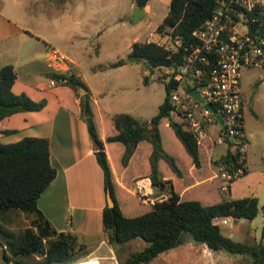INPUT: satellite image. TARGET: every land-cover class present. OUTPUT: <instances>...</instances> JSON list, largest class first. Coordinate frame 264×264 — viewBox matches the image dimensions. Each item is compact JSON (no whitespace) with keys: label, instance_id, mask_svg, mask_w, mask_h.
Returning <instances> with one entry per match:
<instances>
[{"label":"trees","instance_id":"trees-1","mask_svg":"<svg viewBox=\"0 0 264 264\" xmlns=\"http://www.w3.org/2000/svg\"><path fill=\"white\" fill-rule=\"evenodd\" d=\"M137 7L145 8L150 0H134ZM219 0H170V9L164 22L159 26V32L173 28V35H182L185 42L191 39L192 32L218 7ZM170 57L171 65L176 66L182 61V53L170 55L163 46L156 42L136 41L131 45L127 60H119L114 66L126 63H141L154 69L151 64L157 60ZM51 78L58 83L65 79L64 84L81 94L79 87L86 88L84 81L73 69L64 73L52 72ZM17 73L12 64L0 68V121L18 112L40 111L47 105V99L33 100L26 93H16L13 86ZM149 78L145 79L147 84ZM171 85L166 84L167 96L160 105L159 112L150 122H142L129 113L113 115V122L118 133L107 138L110 142H122L125 145L123 164H129L139 143L148 140L153 145L151 155L152 185L159 188H169V197L154 203L152 209L138 216H126L117 200L113 172L105 151L104 142L100 139L97 125L92 112L88 94L81 101L83 117L88 124L90 135L100 149L96 157L103 169L106 192H110L115 205H107L103 212V228L108 234L109 244L119 257V264H147L161 253L181 244L189 234L199 243L207 244L215 252L227 251L233 254L247 255L253 264H264V232L258 242L236 241L225 235L220 226L214 223L216 217L230 216L236 220L254 219L261 208L257 197L227 199L204 205L199 200H181L173 189L171 181L164 180L159 171L160 159H165L172 170L178 175L182 172L176 159L165 150L159 125L169 118V91ZM88 111V115L86 112ZM153 128L149 130L147 126ZM177 137L197 167L201 166L199 145L195 137L177 123L170 121ZM17 130H5L4 133H15ZM50 139L47 137L26 136L16 142L0 141V211L20 210L34 215L33 225L22 233L17 244L4 243L0 237L3 249L2 259L6 264H56L67 262L75 256L77 236L58 232L46 218L38 205L43 192L57 177L58 170L51 162ZM228 167L239 165L238 155L231 149L224 157ZM246 162V159H245ZM247 168H245V173ZM244 173V174H245ZM8 236L14 234L4 230ZM142 239L145 246L140 250L130 251L122 258V250L133 240ZM84 250L85 247L79 246ZM12 249L11 252L9 250ZM35 255L41 256L38 260Z\"/></svg>","mask_w":264,"mask_h":264},{"label":"rangeland","instance_id":"rangeland-1","mask_svg":"<svg viewBox=\"0 0 264 264\" xmlns=\"http://www.w3.org/2000/svg\"><path fill=\"white\" fill-rule=\"evenodd\" d=\"M149 6L143 17L136 20L137 6L134 0H0V11L12 22L2 18L3 23L10 27H15L13 23L25 26L34 35L31 41L41 40L40 43L48 47L49 51L59 50L71 58L73 61L69 64L76 67L85 85L93 88L95 98L112 115L129 113L142 121L156 116L160 105L165 101L166 83L161 78L168 77L169 68L149 69L144 62L126 63L122 66L114 64L128 59L131 45L135 41L160 40L158 28L169 13L170 0H150ZM17 39L18 35H15L11 41L15 42ZM4 44L0 40V51ZM19 44L16 43V46ZM147 77L149 81L146 84ZM241 80L246 101L245 129L249 139L245 159L249 168L247 174L232 183L231 193L227 194L228 198L233 199L257 197L260 206L264 207V67L243 69ZM170 121L165 118L161 124L166 142L169 141V133L174 135ZM5 140L7 139L3 142ZM115 145L122 147L123 144L115 142ZM226 149L225 143L216 148L217 151ZM173 150L179 157L181 151L177 147ZM231 151L235 152V149L232 148ZM185 155L190 159L186 152ZM122 159L118 148H114L112 162L116 168L124 167ZM180 159L178 164L187 171L189 167L186 158ZM122 194L135 206L130 212L132 216L143 214L145 209L138 206V200L133 195L126 191ZM33 220L34 215L20 210L0 211V227L14 234L8 236L0 229L2 241L5 244H17L25 229L33 225ZM220 228L225 235L236 241L258 242L262 240L264 232L263 209L254 219H231L227 225H220ZM145 244L142 239L131 241L122 250V258L130 251L142 249ZM79 246L85 249L82 250ZM11 251L12 249L9 250ZM74 255L78 257L67 262L77 261L83 256L98 257L102 264H119L118 254L109 242L88 245L77 239ZM36 256L38 255L30 258ZM0 264L6 263L0 259ZM147 264L213 262L204 252V245L188 234L181 244L161 253ZM214 264H253V260L247 255L218 251L215 252Z\"/></svg>","mask_w":264,"mask_h":264},{"label":"crops","instance_id":"crops-1","mask_svg":"<svg viewBox=\"0 0 264 264\" xmlns=\"http://www.w3.org/2000/svg\"><path fill=\"white\" fill-rule=\"evenodd\" d=\"M149 8L148 4L144 8L145 12ZM2 18L12 23L0 11V40L5 43L0 51V68L12 64L17 73L14 92L26 93L35 101L47 99V105L40 111L18 112L2 119L0 141L7 139L4 143H11L26 136L49 138L51 162L58 170V174L41 195L38 201L39 208L58 232L74 234L88 245H100L105 242L107 244L109 238L103 228V212L108 205L104 172L96 157L98 146L92 139L83 117L81 101L84 95L89 96L98 134L104 142L112 168L115 194L126 216L132 217L130 212L135 206L122 194L123 191L138 200V206L145 209L143 214L150 211L155 202L169 197V188L154 187L149 177L153 145L148 140L141 141L129 164L123 165L122 169L116 168L112 162V150L118 148L123 158L126 147L122 142L121 147L107 140L109 136L117 134L118 129L113 122V115L95 98L93 88L86 84L85 93L80 91L81 94L78 95L67 84L52 85L50 74L56 69L48 60L51 51L40 43L41 40L31 41L34 35L28 28L18 23H13L15 27H10L3 23ZM15 35H18L19 39L12 42L11 39ZM16 43H20L19 46H16ZM70 60L73 61L71 58ZM70 69L82 79L74 65L62 66V72ZM150 121L151 119L142 122ZM162 121L159 128L165 150L177 163L181 162L180 157L186 158L189 167L186 171L178 164L182 172L178 175L165 159H160L158 163L162 178L171 181L174 191L180 195L181 200H199L204 205H211L225 198L233 199L228 198L229 194L222 191V179L217 176L216 166L217 160L227 156L229 149H232L231 146H227L224 151H217L218 145L213 149L211 142H205L199 146L201 166L197 167L172 127L174 135L169 133V141L166 142L161 127ZM147 128L151 130L153 126L149 124ZM5 130L17 132L8 134L4 133ZM174 147L181 151L179 157L178 154H174ZM185 152L190 159L185 157ZM246 168L248 172L247 161ZM243 175L234 181L240 180ZM137 181L146 185L149 193L146 201H142L138 195ZM231 186L232 184L228 191L230 193ZM2 252L0 246V259ZM40 258L41 256H36V259Z\"/></svg>","mask_w":264,"mask_h":264},{"label":"built area","instance_id":"built-area-1","mask_svg":"<svg viewBox=\"0 0 264 264\" xmlns=\"http://www.w3.org/2000/svg\"><path fill=\"white\" fill-rule=\"evenodd\" d=\"M173 30L158 31L160 40L148 41L163 46L172 56L182 53V61L167 67L168 77L161 78L168 85L173 82L169 91V119L189 131L199 146L209 141L213 149L223 143L235 149L238 166L228 167L224 158L216 162L221 189L227 193L246 168L248 135L241 77L245 68L264 67V0H219L218 7L192 32L188 42L182 35H173ZM48 60L58 73H64L62 66L71 62L55 49ZM51 84L57 81L52 78ZM217 115H221L222 123ZM137 191L140 199L146 201L149 193L141 181H137ZM231 219L234 218L216 217L214 223L227 225ZM204 252L214 264L215 251L204 244ZM56 264H102V261L82 256L74 262Z\"/></svg>","mask_w":264,"mask_h":264},{"label":"water","instance_id":"water-1","mask_svg":"<svg viewBox=\"0 0 264 264\" xmlns=\"http://www.w3.org/2000/svg\"><path fill=\"white\" fill-rule=\"evenodd\" d=\"M144 13H145V9L144 8L136 7V18L135 19L136 20L140 19L141 17H143ZM170 65H171L170 58L167 57V58H163V59H160V60H157V61L153 62L151 64V67L152 68L169 67ZM185 86L188 87V84L185 83ZM80 91L85 93L86 89L81 86L80 87ZM192 93L196 97H199L195 90H192ZM208 106L214 110V107L212 105H208ZM88 114L89 113L87 111L86 115H88ZM217 118L221 121V123L223 122L221 115H217ZM98 149H100V146H98ZM107 201H108V205L110 207H113L115 205L114 199H113V197H112V195H111V193L109 191L107 192Z\"/></svg>","mask_w":264,"mask_h":264}]
</instances>
